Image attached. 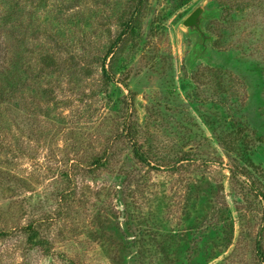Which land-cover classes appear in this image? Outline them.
I'll list each match as a JSON object with an SVG mask.
<instances>
[{"label":"rangeland","instance_id":"rangeland-1","mask_svg":"<svg viewBox=\"0 0 264 264\" xmlns=\"http://www.w3.org/2000/svg\"><path fill=\"white\" fill-rule=\"evenodd\" d=\"M235 1L147 0L134 36L106 61L116 80L106 83L102 57L134 0H0L16 7L0 21L9 32L0 42L30 76L0 101V229L9 232L0 264H68L64 255L82 264H257L264 0H245L232 18L223 5ZM127 120L162 167L134 158L119 137ZM226 133L242 149L245 135L256 140L235 161L250 181L231 171L218 139ZM107 147L112 164L89 171ZM189 150L196 163L170 167ZM33 221L50 255L22 232Z\"/></svg>","mask_w":264,"mask_h":264},{"label":"trees","instance_id":"trees-1","mask_svg":"<svg viewBox=\"0 0 264 264\" xmlns=\"http://www.w3.org/2000/svg\"><path fill=\"white\" fill-rule=\"evenodd\" d=\"M147 0H134V4L130 6V8L125 11L124 13L121 14L120 18V24L122 26L121 32L118 34L116 39L114 40L113 43H111L109 49L106 51L105 55L102 57L103 62H102V67H103V73H104V79L106 83H112L115 80V76L112 73L111 68L106 66V61L109 57H111L113 54H115V49L118 45H122L125 42L130 41V39L134 36L136 33L137 29L140 27L139 26V19L138 14L141 12V10L144 8V5ZM249 2L245 0H241L239 3L235 1V3H227L224 4V10L226 11L227 16H232L235 12H242L248 7ZM8 4H4L3 6L0 7V21L6 24L8 22V19L11 17V13L15 11L14 5L7 6ZM5 27V28H4ZM7 27L4 25H0V36L4 35L5 40H6V35L8 34ZM4 44L0 42V101L4 102L8 99L7 95H11L15 89H18L20 84H24L27 78L30 76L28 75V70L23 68V63L20 62L19 60H16L15 55L11 56L7 49L4 50ZM10 55V57H8ZM19 70L23 71L21 75H18ZM27 75H25V73ZM133 99L131 98V101ZM132 104V102H127ZM129 109L131 108L130 106L128 107ZM131 116V112H130ZM129 120V119H128ZM128 120L125 122V125L122 128V132L119 137H124L126 138L132 146V153L134 155V158L141 164H144L148 167L154 168V169H159V167H162L161 162L159 161H154L152 158V155L150 152L144 148V145L140 141L141 137V132L137 129V127L133 123H129ZM214 124V122H211ZM247 125L245 127L247 128ZM249 127V125H248ZM226 130V129H225ZM214 132H216V129H214ZM243 134V131L238 133L236 132L237 137ZM245 140H243L245 148H239L238 144V138L235 137V134L231 133H226L224 136H220L218 139L220 140L221 145L224 147L226 150V155L228 157H233L234 164L231 165V171L233 172L234 175H242L244 176L247 181H250L251 175L248 168H240L242 166H239L236 164L235 161H238L242 159L243 161L245 160L244 157L247 155V152L249 149L248 145L253 146V144L256 142V140H253L252 136H244ZM263 138V136H257L258 141ZM2 145V144H1ZM0 145V146H1ZM4 147V146H3ZM8 148H3L6 151H16L17 148H12V146L9 144L7 145ZM248 147V148H247ZM9 149V150H7ZM248 149V150H246ZM239 150V151H237ZM195 153L191 150L183 152L179 154L176 158V160L170 164L171 168H175L176 170L182 168L184 166L185 161L188 163H196V159L198 158H193ZM243 158H241V157ZM114 157V153L110 149V147H107L103 153L99 156H96L92 162L91 166L89 167V171H98L100 169L106 168L112 164V158ZM248 160L251 161V159L248 157ZM159 162V163H158ZM251 163V162H250ZM165 166V164H164ZM257 186H255L256 188ZM59 195H60V201L66 202L68 200L69 195V190L64 189ZM246 193H249L248 190H246ZM253 192L256 196V198L260 199L263 204H264V191L260 190L259 188L254 189L253 187ZM22 232L28 235V241L32 245H37V246H42L43 249L47 252L48 255L51 253V242L48 238H45L41 235L40 230L38 229L36 222L33 221L25 226L22 227ZM9 234L8 231L0 229V238L1 237H6ZM145 241V240H144ZM255 255H256V262L257 264H264V247H263V234L259 233L258 237L256 238L255 241ZM145 247V246H144ZM161 244L158 248H155L156 254L158 255L159 251L161 249H164L165 247H162ZM155 255V254H153ZM64 260L68 264H82V261L73 259L71 257H68L64 255Z\"/></svg>","mask_w":264,"mask_h":264},{"label":"water","instance_id":"water-1","mask_svg":"<svg viewBox=\"0 0 264 264\" xmlns=\"http://www.w3.org/2000/svg\"><path fill=\"white\" fill-rule=\"evenodd\" d=\"M201 10H196L191 16H189L186 20V24L190 25L195 22Z\"/></svg>","mask_w":264,"mask_h":264}]
</instances>
